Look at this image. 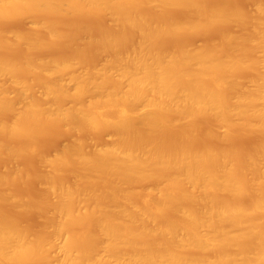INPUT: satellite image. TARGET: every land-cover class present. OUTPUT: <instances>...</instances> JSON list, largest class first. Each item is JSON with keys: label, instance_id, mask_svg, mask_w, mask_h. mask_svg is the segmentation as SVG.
I'll use <instances>...</instances> for the list:
<instances>
[{"label": "bare ground", "instance_id": "1", "mask_svg": "<svg viewBox=\"0 0 264 264\" xmlns=\"http://www.w3.org/2000/svg\"><path fill=\"white\" fill-rule=\"evenodd\" d=\"M259 1L245 12L230 0H0V19L23 16L41 30H0V47L38 52L74 41L78 33L63 34L53 21L64 11L114 22L85 36L93 54L80 45L48 58L20 51L17 62L0 49V77L15 91L9 98L0 88V264H264ZM217 25L220 32L210 31ZM207 28L220 38L191 43ZM54 124L65 133L108 129L112 139L97 146L81 133L51 156L39 154L38 135ZM29 150L47 167L31 171L36 180L14 165ZM27 177L42 188L37 198L12 187ZM6 205L46 217L30 230Z\"/></svg>", "mask_w": 264, "mask_h": 264}, {"label": "rangeland", "instance_id": "2", "mask_svg": "<svg viewBox=\"0 0 264 264\" xmlns=\"http://www.w3.org/2000/svg\"><path fill=\"white\" fill-rule=\"evenodd\" d=\"M203 1H205L206 3H207V1H209V3L211 2L212 3V0H203ZM213 1H215V0H213ZM217 1V0H216ZM218 1H222V2H226V1H228V0H225V1H223V0H218ZM252 1V0H251ZM251 1H247V0H234V2H233V0L231 1L230 0V2H226V3H230L231 5H232V3L233 4H239L238 6L236 5V7L238 8H240V6L242 7H244V5H245V7L244 8H246V7H251V5L248 3V2H251ZM254 1V0H253ZM257 1V0H256ZM264 2V0H260L259 2ZM246 3L249 5H247L246 6ZM208 4V3H207ZM242 7V8H243ZM242 8H240V9H242ZM243 8V9H244ZM242 9V10H243ZM251 10H252V7L250 8ZM149 11V9L148 8H146L145 9V11ZM251 10H250V12H251ZM84 11V10H83ZM83 11H80V13H74L73 14V12H66V11H64V13H61L62 14V16L61 15H59V14H57V15H59L57 18L55 17V16H53L52 14H49V15H52L53 16V21H55V23H60L59 25V27L58 28H64V29H66V30H64L63 31V29H61V31H63V34H65L66 32H68L67 30H69V33L71 32H74V33H72V34H75L76 35V33H78L77 35H76V39H78V40H76V39H74V41H66L65 39H62V40H58V41H55V43H52V45H50L49 44V46L47 45V46H45V47H41V48H38V52H36L35 50L36 49H34V51L32 50V51H27V50H25L24 49V47H22L23 45H21L20 46V44H19V46L18 45H15V46H1L0 47V49H7V47H8V50L10 51L11 49H14L13 50V52H12V50H11V52L12 53H9L8 52V50H7V54L6 55H9V56H11L12 55V57L14 56L15 58V60H17V58L16 57H18L19 56V53H20V51H22V54H21V56L23 55H27L26 53H28V54H33V55H35L36 53V56H41V57H46V58H48V57H52V55H58V54H67V53H70L71 51H72V49H74V47H76V46H84L85 47V51H86V54L88 53L87 51L89 50L91 53L93 52V50H94V48H93V45L92 44H94V43H90V44H87L85 41L87 40L86 38H85V36L88 38H91L93 35H95V34H97V33H95L96 32V29H99V28H105L107 25H109V26H112L113 25V23L114 22H112V20H110L111 19V17L109 18V17H106V15L104 14V16L105 17H103V14H101V16H100V14H98L99 16H97L96 14L94 15L92 12V14L91 13H89V12H87V13H85V11L83 12ZM173 11V12H172ZM176 11V10H175ZM173 9L172 10H169V11H167V13H172V16H173V13L175 12ZM180 11V10H179ZM246 11H249L248 10V8H246V10H245V12ZM82 12V13H81ZM178 12V11H177ZM181 12V11H180ZM180 12H178V13H180ZM249 13V12H248ZM89 14V15H88ZM180 14H182V13H180ZM45 15L46 14H43V17H45ZM48 14H47V18L48 19H50V16H49ZM170 15V14H169ZM179 15V14H178ZM41 16H42V14H39V18H41ZM109 16V15H108ZM171 16V15H170ZM45 17V18H46ZM174 17H178V16H176V13H174ZM28 18H24L23 16L22 17H10L9 19L8 18H6V19H0V30L1 31H4V30H6V31H8V30H15L16 31V29L18 30V31H16V32H19V30H22V33L23 34H25V32L26 33H29V31L30 30H34V31H37L36 33L39 35V33L38 32H40L41 30L40 29H38L37 27H36V24H35V21H30L29 19L27 20ZM55 19H57V22H56V20ZM2 20V21H1ZM50 20H52V18L50 19ZM69 21V22H68ZM111 21V23H112V25H110L109 24V22ZM72 22L74 23V24H72ZM67 23H71V24H67ZM68 25V26H67ZM69 25H71V27L69 26ZM83 25H84V27H83ZM100 25L102 26V25H104V27H100ZM37 28H35V27ZM75 26V27H74ZM78 26V27H77ZM79 26H80V28H79ZM82 26V27H81ZM109 26H107V27H109ZM30 27V28H29ZM77 27V28H76ZM99 27V28H98ZM214 27H216V28H209L210 29V31L212 30H214V29H218L219 30V32H220V29L222 28V25L220 26H214ZM218 27V28H217ZM219 27H221V28H219ZM223 27H224V25H223ZM231 28V30H233L232 29V27L231 26H226L225 25V29H227V28ZM32 28V29H31ZM78 28L79 29H81V28H86L85 30H86V32H87V34H86V32L84 31H82V34L83 33H85V35L83 36L80 32L81 31H79L78 30ZM207 28V30H205L207 33H204V31H203V34L201 35L200 34V36H199V34H197V35H194L193 33V35L194 36H197V37H195V39H193L194 37H192V35H190L189 36V34H188V36H187V40H189V41H187V42H191L190 40L191 39H193L192 40V42L191 43H193V44H195L196 46L197 45H201L203 42L204 43H207V41L206 40H209L210 39V41L212 40V39H215V38H217V37H214L215 35H217V33H218V31L216 30V32H215V34L213 33V32H209V29ZM229 28V29H230ZM28 29V30H27ZM36 29V30H35ZM224 29V30H225ZM23 30H25V31H23ZM228 30V29H227ZM34 31L32 32L31 31V34H34V35H37L36 33H34ZM223 31V30H222ZM221 31V32H222ZM76 32V33H75ZM98 32V31H97ZM19 33H21V32H19ZM21 33V34H22ZM201 33V32H200ZM40 34H41V32H40ZM91 34H92V36H91ZM186 34V35H187ZM196 34V33H195ZM212 34H214V35H212ZM90 35V36H89ZM183 35L184 34H181L180 36H182V38H183ZM186 35H185V38H183L184 39V41L186 40ZM179 36V38H181ZM220 35H219V33H218V37H219ZM78 37V38H77ZM214 37V38H213ZM80 38H82V39H80ZM190 38V39H189ZM212 38V39H211ZM220 38V37H219ZM164 40L166 39V37L165 38H163ZM167 39H169L168 37H167ZM173 38H171V40H172ZM178 39V38H177ZM218 39V38H217ZM81 40V41H80ZM89 40V39H88ZM170 40V41H171ZM174 40L175 39H173V41L172 42H174ZM180 40V39H179ZM63 41V42H62ZM167 42L169 41V40H166ZM165 41V42H166ZM181 41V40H180ZM213 41H215V40H213ZM81 42V43H80ZM82 42H83V44H82ZM91 42V41H90ZM163 42V41H162ZM163 43V44H166V43ZM172 42H171V45H172ZM61 43V44H60ZM168 43H170V42H168ZM199 43V44H198ZM85 44V45H84ZM162 44V43H161ZM162 44V45H163ZM168 45H170V44H167V46ZM170 45V46H171ZM17 46V47H16ZM91 46H92V48H93V50L91 51ZM26 51H24V50H22V48ZM72 47V48H71ZM83 47V48H84ZM94 47H95V45H94ZM15 48H17L18 49V51H17V49L15 50ZM86 48L88 49V50H86ZM4 49V50H5ZM40 49V50H39ZM1 52H2V54H3V56H4V54L6 53L5 51H3V50H0ZM4 52V53H3ZM25 52V53H24ZM36 52V53H35ZM93 54V53H92ZM1 55V54H0ZM90 54H88L87 56H89ZM21 56H19L18 57V59L21 57ZM91 56V55H90ZM5 57V56H4ZM93 57V56H92ZM6 58H8V56H6ZM11 58V57H10ZM9 58V59H10ZM24 58V57H23ZM23 58H20L21 60H17V62H20V61H22V59ZM13 60V59H12ZM22 74V73H21ZM4 78V79H3ZM32 79H34V78H32ZM31 79V80H32ZM32 81H34V80H32ZM35 81H37V80H35ZM63 81L65 82V86H66V88H72L73 87V83H71L68 79H66L65 78V80L63 79ZM31 82V81H30ZM2 83V84H1ZM36 82H34V84H35ZM38 83V82H37ZM36 83V84H37ZM67 83V84H66ZM0 88H3L4 89V94H5V96H7V97H11V98H13L14 97V95H15V91H14V88L12 87V85H11V82H10V80L7 78V77H5V76H1L0 77ZM32 84H33V82H32ZM39 84V83H38ZM31 85V84H30ZM5 86H6V88H5ZM34 86V85H33ZM39 86V85H38ZM72 86V87H71ZM41 86H39V88H40ZM31 88H32V85H31ZM31 88H30V91H32V93H33V91H34V93H37L38 91L40 92V93H37V94H42L41 92V88H40V90H39V88L37 87V85H35L34 87H33V90H31ZM7 89V90H6ZM13 92V93H12ZM9 93V94H8ZM27 93H28V91H27ZM27 93H26V95H27ZM32 93L30 94L29 93V95L27 96V97H29V96H32ZM34 93H33V95H34ZM11 95V96H10ZM35 96V95H34ZM41 96V95H40ZM39 96V97H40ZM35 97H37V96H35ZM42 97V96H41ZM66 100V101H65ZM64 100V102H65V106H70V105H72L73 104V100H71V99H65ZM205 121V122H204ZM207 120H203L202 121V124L203 125H205L206 123H208V124H206V126L207 125H211V123L209 122V121H207ZM53 125H51V127H52ZM54 126H55V124H54ZM57 126H59V127H57ZM57 126H55V127H53L52 129L50 128V126H49V128L48 129H46V130H50L49 132H46V131H43V132H41V133H44V132H46V133H44L45 135H38L39 137H38V141H34L35 142V145H36V148L34 147L33 149H36V150H38V153L39 152H43L42 154H47L46 156H51L52 154H54V153H56V152H58V151H60L62 148H63V146L64 145H66L69 141H70V138L71 137H80V135H81V133H83L81 136L83 137V136H85L86 137V139H85V137H83V139H85L86 140V142L87 141H89L88 143H90L91 144V141H92V144L94 143V144H96L97 146H99L101 143V145H103V143H108V141H110V139H112L111 138V136H112V132L110 131V130H108V129H105V130H103V129H98V131L95 129V130H91L90 132H89V130H85L86 131V133L88 132V134H84V132L81 130V133H79L78 134V132L79 131H76L77 132V134H78V136H76L77 134L75 133V131H73V133H72V131L71 130H69L67 133H65L66 132V130H68V129H66L65 131L63 130L64 128H66V127H60V124H57ZM62 126V125H61ZM217 128V130H221V128H218V126L216 127ZM103 132H102V131ZM111 133V134H110ZM253 132H251V134H249L250 136H251V138H252V140H253V137H254V140H253V143L255 142V140H256V138H255V136L254 135H256V134H252ZM47 134V135H46ZM66 134V135H65ZM69 134V135H68ZM239 134V133H238ZM238 134H237V136H238ZM247 134V135H248ZM239 135H241V133L239 134ZM245 135V134H244ZM41 136V137H40ZM243 136V135H242ZM241 136V137H242ZM249 136V137H250ZM235 137V136H234ZM233 137V142H232V144L234 143L235 144V141H236V139ZM240 137V136H239ZM244 138H246V136H243ZM249 137H247V139L249 138ZM74 139V138H73ZM241 139V138H240ZM239 139V140H240ZM246 139V140H247ZM4 140V139H3ZM94 140V141H93ZM242 140V139H241ZM244 140V139H243ZM242 140V141H243ZM246 140H244L245 141V143L243 144V145H245L246 144ZM5 141H10V140H7V139H5ZM15 140H13V143H18L19 141H15ZM72 141V140H71ZM70 141V142H71ZM96 141V142H95ZM238 141V140H237ZM236 141V142H237ZM242 141H240L239 142V144L241 143V145H242V143L244 142H242ZM249 141H251V139L249 138ZM248 140H247V142L251 145H253V143H252V141L251 142H249ZM65 142H66V144H65ZM98 143V144H97ZM247 143V144H248ZM233 144V145H234ZM238 143H237V145H239ZM245 145L246 146V148H249L248 147V145ZM35 145H33V146H35ZM236 145V147L238 148V147H240V146H237ZM244 146V147H245ZM243 147V148H244ZM243 148H241L240 147V149H243ZM245 148V149H246ZM250 148H251V146H250ZM32 149V150H33ZM36 150H34L35 152H36ZM30 151V150H29ZM31 152V151H30ZM28 153V152H27ZM26 153V155H20V157H22V158H17L16 160H17V162H16V164H14L15 166H18V168L19 169H22L23 170V173L25 172V171H28L27 173H29V171H30V173H29V175L30 174H33V173H31V171H34V170H36L37 172L36 173H39V170H41V171H43V172H45L46 170H47V167H45L42 163H41V166H40V164L39 163H37V161L39 162V160H37L35 157L37 156L36 154H37V152L34 154V155H32V153H34V152H31L30 154L28 153L27 154ZM40 154V153H39ZM36 161V162H35ZM0 162H2V160L0 161ZM3 163V162H2ZM3 164H1L0 163V169L2 168V167H4V166H2ZM21 170V171H22ZM26 173V172H25ZM42 173V172H41ZM34 175H36L35 173L33 174V175H31V176H34ZM38 175V174H37ZM31 176H29L30 178H31ZM25 179H26V177H25V174H24V176H23ZM29 177H27V178H29ZM30 178L28 179V180H24L25 181V184L23 185H21V180L18 182L19 183V185H17L18 183L17 182H15V184L17 185L16 187H15V185L14 186H12V187H14L15 188V192L16 191H19L20 193L21 192H23V194L25 193V192H27V193H29V195L31 194H33V196L34 197H38L37 195L39 194V196H40V194H41V192L40 191H38L39 189H41L42 190V188H40V185H39V183H38V189H37V181L36 182H34V181H32V180H36V178H35V176L34 177H32V178H35V179H32V180H30ZM22 182H23V178H22ZM23 186V188L21 187V188H18V186ZM25 192H24V191ZM19 192H17V193H19ZM19 193V194H20ZM34 193H35V195H34ZM36 193H38L37 195H36ZM22 194V193H21ZM25 196H28V194L27 195H25ZM29 198H30V196H28ZM34 197H31V199L33 200V198ZM51 199V198H50ZM34 200H35V198H34ZM4 207V206H3ZM7 209H5L4 208V210H6V211H8V213H11V210H13V209H11L10 210V206H5ZM31 210H29V209H25V211H23V209H22V211L20 212L19 211V209H18V211L19 212H17L18 213V215H15L16 214V211H17V209L15 210V214H12V216H14L15 215V217L16 216H18V222H20V223H22L21 225L22 226H24L25 228H26V226H27V229H30V228H32L35 224H37V222L38 221H40L38 224L40 225V224H42V222H43V220L44 219H41L42 217L44 218V217H46V215L45 216H39L37 213L39 212V211H37L36 209H33V208H30ZM36 212V213H35ZM41 212L42 211H40V214H41ZM44 212H45V214L47 213L45 210H44ZM43 213V212H42ZM44 214V213H43ZM42 214V215H43ZM21 219V220H20ZM42 220V221H41ZM38 225V226H39ZM36 226V225H35ZM35 226L33 227V229L35 228ZM38 226H36V228L38 229ZM42 226V225H41ZM40 226V227H41ZM39 227V228H40ZM32 229V230H33ZM31 230V229H30ZM80 230V227H77V228H75V232H77V231H79Z\"/></svg>", "mask_w": 264, "mask_h": 264}]
</instances>
